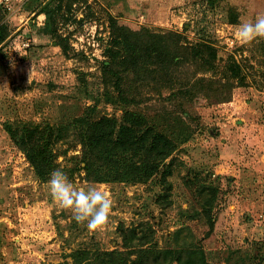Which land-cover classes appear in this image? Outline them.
<instances>
[{
	"label": "rangeland",
	"instance_id": "374dc122",
	"mask_svg": "<svg viewBox=\"0 0 264 264\" xmlns=\"http://www.w3.org/2000/svg\"><path fill=\"white\" fill-rule=\"evenodd\" d=\"M10 4L0 1V264H66L84 249L103 253L96 264L116 251L122 264L143 248L200 249L203 264H264V40L241 45L235 35L264 14V0ZM121 25L181 32L186 62L134 74L133 63L151 56L141 50L148 40L134 59L116 44ZM217 91L230 99L212 101ZM127 110L177 142L166 177L162 167L146 181H99L87 168L91 122L122 120ZM38 137L52 161H41L50 165L44 174L24 149ZM57 168L77 188L109 193L103 236L52 201L47 182Z\"/></svg>",
	"mask_w": 264,
	"mask_h": 264
},
{
	"label": "trees",
	"instance_id": "16d2710c",
	"mask_svg": "<svg viewBox=\"0 0 264 264\" xmlns=\"http://www.w3.org/2000/svg\"><path fill=\"white\" fill-rule=\"evenodd\" d=\"M119 27L123 33L115 34L116 44L124 47L134 59L142 58L138 47H140L142 39L148 40V44L142 42L141 50L151 55L148 59H151L150 61L156 66L149 68L148 59L145 62H134L132 72L138 76H140V72H147V70L151 73L157 71L159 64H164L162 68H166L165 64L168 66L182 65L188 58L187 55L182 54L181 50L185 48V44L182 33L179 31L168 29L163 32H152L148 28L134 30L125 25ZM107 63L111 62L107 61ZM229 64L233 70L236 69V66L238 67L234 58ZM201 79L205 81V78ZM197 83L196 81L195 85ZM218 84L225 85L221 80L211 85L218 86ZM230 96L231 92L217 91L212 101H226L230 99ZM12 133L16 134L13 131ZM38 139L39 137L33 142H28L29 144L24 149L39 173L44 174L48 172L50 165L41 161H52L44 158L48 157V145L45 144L42 147ZM176 148L177 142L173 138L151 126L145 114L135 110H127L122 120L104 115L99 120L91 122L84 138V153L86 155L84 158L87 168L92 169L95 166L96 179L99 181H146L158 173L162 167H165L163 173L166 177L172 171L174 157L170 162L167 160L173 155ZM131 239H133L132 236ZM144 239H147V236L143 235L142 241H145ZM130 241L127 238L126 242ZM90 253L91 251L86 249L77 250L73 255L75 261H67L66 264L84 262V264H96L94 261L96 257L103 256V253H93V256ZM116 253V251L104 252L107 256V263L116 264L117 260L114 258ZM201 254L203 255L200 249L190 251L188 249L153 250V248H143L138 250V255L135 258L129 260L127 258L129 254L124 256L126 258L122 264H172L173 261H177V264H203L201 259H196L202 257Z\"/></svg>",
	"mask_w": 264,
	"mask_h": 264
},
{
	"label": "clouds",
	"instance_id": "9594fccd",
	"mask_svg": "<svg viewBox=\"0 0 264 264\" xmlns=\"http://www.w3.org/2000/svg\"><path fill=\"white\" fill-rule=\"evenodd\" d=\"M235 35L241 45L264 40V14H258L254 22L242 21ZM47 183L51 199L60 210L69 212L76 223L86 225L89 232L98 236L105 234L113 207L107 191L95 184L77 188L59 168L50 173Z\"/></svg>",
	"mask_w": 264,
	"mask_h": 264
},
{
	"label": "built area",
	"instance_id": "2783aa9c",
	"mask_svg": "<svg viewBox=\"0 0 264 264\" xmlns=\"http://www.w3.org/2000/svg\"><path fill=\"white\" fill-rule=\"evenodd\" d=\"M1 2H4L7 8L12 9L13 6L10 4L11 0H0Z\"/></svg>",
	"mask_w": 264,
	"mask_h": 264
},
{
	"label": "crops",
	"instance_id": "0c3cea01",
	"mask_svg": "<svg viewBox=\"0 0 264 264\" xmlns=\"http://www.w3.org/2000/svg\"><path fill=\"white\" fill-rule=\"evenodd\" d=\"M20 1H22V0H20Z\"/></svg>",
	"mask_w": 264,
	"mask_h": 264
}]
</instances>
